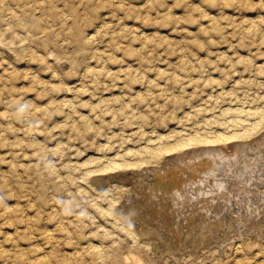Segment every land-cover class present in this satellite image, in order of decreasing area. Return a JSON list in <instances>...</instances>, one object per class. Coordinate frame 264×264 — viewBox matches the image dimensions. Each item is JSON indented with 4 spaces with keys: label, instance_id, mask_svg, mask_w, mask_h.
I'll use <instances>...</instances> for the list:
<instances>
[{
    "label": "rangeland",
    "instance_id": "rangeland-1",
    "mask_svg": "<svg viewBox=\"0 0 264 264\" xmlns=\"http://www.w3.org/2000/svg\"><path fill=\"white\" fill-rule=\"evenodd\" d=\"M263 120L264 0H0V264H264V226L177 260L117 212L177 192L215 222L264 191Z\"/></svg>",
    "mask_w": 264,
    "mask_h": 264
},
{
    "label": "bare ground",
    "instance_id": "bare-ground-1",
    "mask_svg": "<svg viewBox=\"0 0 264 264\" xmlns=\"http://www.w3.org/2000/svg\"><path fill=\"white\" fill-rule=\"evenodd\" d=\"M264 121V120H263ZM259 125V124H258ZM248 133L246 132V135ZM240 135V134H238ZM237 135V136H238ZM242 137H245V134H243L242 136H239V137H236V138H242ZM248 137V136H247ZM197 138V139H196ZM190 140V141H184L183 143H181L180 145H178V147H182L184 148V146H187L189 144V142L191 141H195V143L198 142V144H201V143H205L204 140H202L200 137L198 138V136ZM221 137H219V139L215 140L216 141H221L222 139H220ZM249 138V137H248ZM205 139V138H204ZM227 140V139H226ZM183 141V140H182ZM210 141V140H209ZM228 142V141H227ZM207 143V141H206ZM217 143V142H216ZM192 144V143H190ZM177 145V144H176ZM226 145V144H225ZM229 145V144H228ZM230 146V145H229ZM171 147V146H170ZM168 147V148H170ZM172 147H174L172 145ZM178 147H174L173 150L175 151V149L177 150ZM160 148H163V147H160ZM158 148L159 150L158 151H153L152 153H148V154H152L151 156L153 158H157L158 159V156L162 154V149ZM227 148V147H226ZM167 149V148H166ZM148 150V149H147ZM162 150V151H161ZM172 150V149H171ZM179 150V149H178ZM150 151V150H148ZM147 151V152H148ZM168 151V150H167ZM232 151V150H231ZM171 152V151H170ZM164 153V152H163ZM149 155V157H150ZM163 156V155H162ZM160 157V156H159ZM230 158V157H229ZM152 159V158H151ZM222 159V158H221ZM220 159V160H221ZM228 159V158H226ZM225 159V160H226ZM153 160V159H152ZM234 160V159H232ZM249 160V159H248ZM154 161V160H153ZM224 161V158L223 160ZM250 161V160H249ZM264 161V160H263ZM197 162V161H196ZM231 162V161H230ZM239 162V161H238ZM245 162V161H244ZM247 162V161H246ZM251 162V161H250ZM214 163V162H213ZM225 163V162H224ZM229 163V161H228ZM243 163V162H242ZM263 163V162H262ZM198 164V163H197ZM212 164V163H211ZM216 167V165L218 166V164L214 163ZM238 164V163H237ZM245 164V163H243ZM115 165V164H114ZM117 165V164H116ZM134 165V164H133ZM207 165V164H206ZM227 165V164H226ZM231 165V164H230ZM236 165V164H235ZM261 165V164H260ZM112 166V165H111ZM126 166V164H125ZM212 166V165H211ZM224 166V165H223ZM238 166V165H237ZM236 166V167H237ZM243 166V165H241ZM249 166V165H248ZM117 167V166H116ZM119 167V166H118ZM117 167V168H118ZM199 167V166H198ZM201 167V166H200ZM247 167V166H246ZM116 168V169H117ZM123 168V167H122ZM126 168V167H125ZM203 168L205 169V165H203ZM207 168V167H206ZM213 168V167H212ZM223 168V167H222ZM239 168V167H238ZM105 169V168H104ZM112 169V167L110 168ZM121 169V167H120ZM118 169V170H120ZM209 169V168H208ZM216 169V168H214ZM213 169V170H214ZM241 169V168H240ZM107 170V168H106ZM234 171V170H233ZM256 171V170H255ZM99 172V171H98ZM192 172V170H191ZM194 172V170H193ZM196 172V171H195ZM239 172V171H238ZM248 172V171H247ZM250 172V171H249ZM95 173V172H93ZM201 173V172H200ZM126 174V173H125ZM177 174V173H176ZM179 174V173H178ZM185 174V173H184ZM190 174V173H189ZM197 174V172H196ZM218 174V173H217ZM247 174V173H246ZM251 174H254L251 172ZM119 175L125 182L126 181H129L131 180L130 177H126L125 175H121V174H117ZM191 175V174H190ZM193 175V174H192ZM195 175V174H194ZM199 175V174H198ZM202 175V174H201ZM205 175V174H204ZM114 176L116 175H107L104 177L101 178V177H97L94 179V182L97 184V186L100 188V189H103L104 188V183L103 181L105 179H112ZM173 176V175H172ZM181 176L184 177L183 174H181ZM186 176V175H185ZM210 176V175H209ZM260 176V175H259ZM258 176V177H259ZM263 176V175H262ZM160 178V176H158ZM175 177V176H173ZM178 177V176H177ZM176 177V178H177ZM200 177V176H199ZM198 177V178H199ZM217 177V176H215ZM214 177V178H215ZM245 177V176H244ZM155 178H156V175H155ZM162 178V177H161ZM164 178V177H163ZM169 178V177H168ZM205 177H203L204 179ZM212 178H213V175H212ZM102 179V181L100 180ZM154 179V178H152ZM157 179V178H156ZM174 179V178H173ZM179 179V177H178ZM183 179V178H182ZM186 179V178H185ZM190 180V177L188 178ZM196 179V178H194ZM207 179V177H206ZM205 179V180H206ZM211 179V178H210ZM242 179V178H241ZM254 179V178H253ZM99 180L101 181V183L99 182ZM164 180V179H163ZM181 180V178H180ZM198 180V179H197ZM201 180V183H202V176L200 178ZM204 180V181H205ZM209 180V178H208ZM257 180V179H256ZM158 181V180H157ZM162 181V179L160 180ZM169 181V180H168ZM178 181V180H176ZM174 181V182H176ZM218 181V180H217ZM238 181V180H237ZM258 181V180H257ZM146 183H148L147 181H145ZM167 182V181H166ZM173 182V181H172ZM173 182V183H174ZM181 182H185L184 180ZM200 182V181H199ZM210 182V181H209ZM214 182V181H213ZM160 184V182H158ZM164 184V182H162ZM168 184L171 183V182H167ZM178 183V182H177ZM186 183V182H185ZM194 183V182H193ZM196 183V182H195ZM200 183V184H201ZM206 183V182H204ZM239 183V182H238ZM151 184V183H150ZM157 184V183H156ZM183 184V183H182ZM232 184V183H231ZM262 184V183H261ZM131 185V184H130ZM139 185V184H138ZM166 185V184H164ZM164 185H161V186H164ZM174 185V184H173ZM172 185V186H173ZM178 185V184H176ZM187 185V183H186ZM190 185V184H189ZM194 185V184H192ZM235 185V184H234ZM243 185V184H242ZM255 185V184H253ZM140 186H143V188H145L144 185H140ZM170 186V185H169ZM181 186V185H180ZM191 186V185H190ZM236 186V185H235ZM262 186V185H261ZM152 187V186H151ZM153 187H156L155 185ZM182 187V186H181ZM212 187V186H211ZM248 187V186H247ZM259 187V186H258ZM142 188V189H143ZM157 188H160L157 186ZM173 188V187H172ZM183 188V187H182ZM181 188V189H182ZM207 188V187H206ZM234 188V187H233ZM232 188V190H233ZM249 188V187H248ZM247 188V189H248ZM257 188V187H256ZM261 188V187H260ZM133 189V188H132ZM146 191L144 190L145 193L149 194L150 196L152 194L155 193L154 189H148L145 188ZM167 189V188H166ZM171 189V188H170ZM175 189V188H174ZM179 189V188H178ZM180 189V191H181ZM189 189V188H188ZM186 188H183L182 190H188ZM192 189V188H191ZM226 189V187H225ZM228 189V188H227ZM250 189V188H249ZM248 189V190H249ZM172 190V189H171ZM177 190V189H176ZM175 190V191H176ZM194 190V189H193ZM219 190V189H218ZM221 190V189H220ZM223 190V189H222ZM231 190V191H232ZM258 189H252L250 190V192H252V194H255V196L251 197V194L249 195V193L247 192L246 188H243L241 189L240 187H235L234 188V191H236V194H233L232 192L228 193L229 192V189H228V192L227 194H225V196L227 197V201H223V200H220V199H209L207 200L205 198L204 202H206V204L210 205V206H214L213 208V211H210V213L208 214H213L216 216V221L215 222H209V220L211 221V219L207 220V216H206V219L205 221H200L199 223L196 221L195 222V218H198V214H195L193 213L191 215L187 214L184 216V219H183V223H181L182 221H180V216L181 214L177 212V202L180 203V201L183 200V198L186 196V195H181L180 193H177L175 194V197H176V200L177 202L173 201V203H167L166 201H163L161 202L160 204L156 202V206L151 209L149 207H147V201H149V198H146L144 195L145 198H141L142 196H137L135 195L134 198H129V201H126L125 204H123L122 206H120L118 208V215L119 217L122 219V221L124 223H126L127 225L131 226V227H137L138 230H139V234L137 233V231L135 229H132L134 231V233H136V235H138L137 238L139 239H144L146 241H151L150 244L148 242V244H144V245H151L153 246L152 248L155 249V251L157 252L156 255L162 257V256H165V255H168L169 257H174L173 259H177L179 258V256L181 255L182 251L184 250L185 251V248H187L186 246H192L193 249L195 250H198L200 248H203L204 245H208V244H214L215 242H213V240H215L216 238V234L217 232L216 229H218L219 227L221 228V226H225L224 228V232L225 235H224V239L226 237H228L229 239H227L226 241L230 240V237H231V234H235L236 233V226L241 223L242 227H243V231H239L240 235L239 237H243V233L245 231V233H247L248 231H250L252 228H256L258 232H260L261 230L259 228L263 227L264 226V191L261 190V191H257ZM260 190V189H259ZM174 191V190H173ZM199 191V190H198ZM202 191V190H201ZM217 191V190H216ZM225 191V190H224ZM143 192V191H141ZM182 192V191H181ZM187 192V191H186ZM203 192V191H202ZM214 192V191H213ZM137 193V192H136ZM175 193V192H174ZM190 193V191H189ZM195 193V192H194ZM193 193V194H194ZM209 193V192H208ZM212 193V192H211ZM221 193V192H220ZM156 194V193H155ZM186 194V193H185ZM207 194V193H205ZM213 194V193H212ZM219 194V193H218ZM134 195V194H133ZM140 195V194H138ZM163 195V194H162ZM198 195V193H197ZM210 195V194H209ZM235 195H239V198L242 196L243 198H241L242 200L243 199H248L249 202V206L247 207H244L242 204L239 211H237V215L233 216L232 215V212L230 213L229 208L231 206H233V204H235L234 202V199H235ZM157 196H158V193H157ZM193 196V195H192ZM201 196V194H200ZM206 196V195H204ZM203 196V197H204ZM215 196V195H213ZM223 197V194L221 195ZM220 196V197H221ZM224 196V197H225ZM170 197V196H169ZM172 197V196H171ZM202 197V196H201ZM214 198V197H213ZM174 199V198H173ZM171 199V200H173ZM194 199V198H193ZM195 199H198L195 197ZM230 200V201H229ZM240 200V199H239ZM245 200V201H246ZM124 201V199H123ZM156 201V199H155ZM160 201V200H159ZM195 201V200H194ZM197 201V200H196ZM229 201V202H228ZM257 201V203H256ZM190 202V201H189ZM198 202V201H197ZM197 202L195 204H197ZM146 203V205H145ZM193 203V202H192ZM200 203V202H199ZM246 203V202H245ZM194 204V203H193ZM219 204V206H217ZM152 205V204H151ZM246 205V204H244ZM180 206V205H179ZM188 206V205H187ZM195 206V205H194ZM193 206V207H194ZM205 206V205H204ZM212 206V207H213ZM238 206L239 203H238ZM196 207V206H195ZM207 207V206H206ZM205 207V208H206ZM209 207V206H208ZM235 207V206H233ZM231 207V209L233 208ZM237 207V206H236ZM117 208V207H116ZM181 208V206H180ZM189 208V206H188ZM192 208V207H191ZM197 208V207H196ZM201 209H203L202 207H200ZM239 208V207H238ZM184 209V207H183ZM186 209V208H185ZM182 210V211H185ZM234 209V208H233ZM196 210V209H195ZM194 210V211H195ZM198 210V209H197ZM208 209H206L207 211ZM210 210V209H209ZM208 210V211H209ZM200 211V210H199ZM189 212V211H188ZM198 213V211H197ZM203 213V212H202ZM183 216V215H182ZM212 216V215H211ZM155 218V219H154ZM211 218V217H210ZM203 219V220H204ZM215 220V219H214ZM197 223V224H196ZM136 228V229H137ZM240 228V226H239ZM131 231V232H133ZM130 232V231H129ZM213 232V233H211ZM238 233V232H237ZM219 234V233H218ZM216 235V236H215ZM44 236V235H43ZM135 236V235H134ZM46 237V236H45ZM233 237V236H232ZM218 239V238H217ZM216 239V241H217ZM253 240V239H252ZM49 241V240H48ZM224 241V242H226ZM222 242V241H221ZM147 243V242H145ZM217 244H220L219 242H217ZM145 246V247H147ZM151 248V247H150ZM151 248V249H152ZM239 249V248H238ZM237 249V250H238ZM241 249V248H240ZM244 249V248H243ZM242 249V250H243ZM202 250V249H201ZM183 251V252H184ZM47 252V251H46ZM102 253V252H101ZM127 254V253H126ZM123 256H126V255H123ZM48 257V256H47ZM50 258V257H49ZM166 258V257H165ZM30 259V258H29ZM45 259V258H44ZM136 259V258H135ZM138 259V258H137ZM42 260V259H41ZM129 260V259H127ZM141 260V258L139 259ZM45 261V260H44ZM47 261V260H46ZM133 262V260H132ZM31 263V262H30ZM134 263V262H133ZM25 264V263H24ZM29 264V263H28ZM48 264V263H47ZM53 264V262H52ZM136 264V263H135ZM256 264V263H255ZM260 264V263H258Z\"/></svg>",
    "mask_w": 264,
    "mask_h": 264
}]
</instances>
